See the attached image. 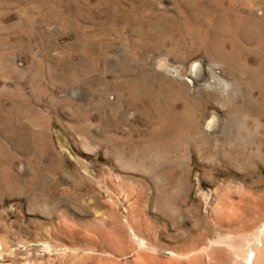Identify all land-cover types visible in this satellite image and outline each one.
I'll use <instances>...</instances> for the list:
<instances>
[{"label":"rangeland","instance_id":"374dc122","mask_svg":"<svg viewBox=\"0 0 264 264\" xmlns=\"http://www.w3.org/2000/svg\"><path fill=\"white\" fill-rule=\"evenodd\" d=\"M0 264H264V0H0Z\"/></svg>","mask_w":264,"mask_h":264},{"label":"bare ground","instance_id":"6f19581e","mask_svg":"<svg viewBox=\"0 0 264 264\" xmlns=\"http://www.w3.org/2000/svg\"><path fill=\"white\" fill-rule=\"evenodd\" d=\"M215 125V124H214Z\"/></svg>","mask_w":264,"mask_h":264}]
</instances>
